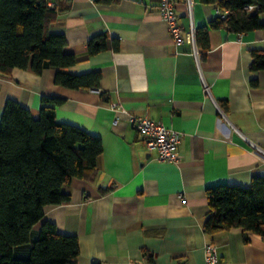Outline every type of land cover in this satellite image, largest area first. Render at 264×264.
Segmentation results:
<instances>
[{"label": "crops", "instance_id": "obj_1", "mask_svg": "<svg viewBox=\"0 0 264 264\" xmlns=\"http://www.w3.org/2000/svg\"><path fill=\"white\" fill-rule=\"evenodd\" d=\"M161 1L48 0L49 30L64 35V51L75 58L63 70L100 72L97 88L55 84L48 63L40 73H0V117L8 99L37 118L42 98L57 97L56 121L102 142L96 170L62 187L69 200L44 206L30 237L44 220L76 236L79 254L71 264H205L206 243L216 247L218 264H264L260 235L231 228L209 236L202 227L207 188L249 187L253 177H264V156L252 147L264 150V70L249 68L251 50L264 49V27L211 30L207 50L195 34L196 58L188 32L217 17L216 7L190 0L189 14L186 0L174 2L183 38L176 44L159 15ZM100 33L107 35L105 49L89 54L88 40ZM113 102L125 112L112 110ZM129 115L179 132V159L159 161Z\"/></svg>", "mask_w": 264, "mask_h": 264}, {"label": "trees", "instance_id": "obj_2", "mask_svg": "<svg viewBox=\"0 0 264 264\" xmlns=\"http://www.w3.org/2000/svg\"><path fill=\"white\" fill-rule=\"evenodd\" d=\"M179 2L182 0H173ZM212 4L220 14L196 29L202 50L209 48V33L220 28L240 34L264 27L260 14L264 0H199ZM253 5L252 9L248 6ZM223 15V16H222ZM54 10L48 0H0V73L30 68L40 73L45 63L55 69L54 83L72 89L97 88L100 72L71 74L64 68L75 63L66 53V40L52 33ZM106 34L87 42L89 54L106 47ZM114 48L117 42L113 44ZM249 68L264 70V49L251 50ZM61 98L44 97L39 116L8 99L0 117V264H71L79 254L78 239L61 234L44 220L31 239L33 226L43 217L46 205L65 203L62 190L74 177L96 170L102 142L76 126L55 119ZM208 212L204 232L211 236L231 228L264 239V177L252 178L249 187L220 184L205 190Z\"/></svg>", "mask_w": 264, "mask_h": 264}, {"label": "built area", "instance_id": "obj_3", "mask_svg": "<svg viewBox=\"0 0 264 264\" xmlns=\"http://www.w3.org/2000/svg\"><path fill=\"white\" fill-rule=\"evenodd\" d=\"M189 14H191V1L186 0ZM49 3V2H48ZM254 6H248V9H252ZM218 13L220 11L217 9ZM158 12L161 18L166 22L168 32L172 37L174 43L179 44L183 42L181 35V26L178 24L177 14L174 9L173 0H162L158 7ZM223 16V15H222ZM187 38L192 44V53L197 58V49L195 46V30L191 25ZM204 90L209 93V88L203 81ZM110 108L114 111L125 112L124 108L113 102L110 104ZM129 120L136 128L139 135L142 137L145 147L149 151H155L156 157L159 161L176 162L180 155L178 152V144L180 141V133L166 127L161 121L150 119L145 116L129 115ZM114 123L117 119L113 120ZM252 147L255 152L264 156V150L254 144ZM219 257L216 247L211 243H206L205 246V264H218Z\"/></svg>", "mask_w": 264, "mask_h": 264}, {"label": "rangeland", "instance_id": "obj_4", "mask_svg": "<svg viewBox=\"0 0 264 264\" xmlns=\"http://www.w3.org/2000/svg\"><path fill=\"white\" fill-rule=\"evenodd\" d=\"M40 227V226H39Z\"/></svg>", "mask_w": 264, "mask_h": 264}]
</instances>
